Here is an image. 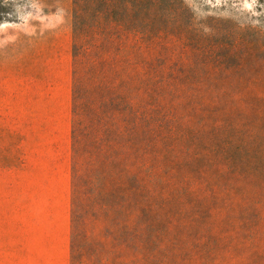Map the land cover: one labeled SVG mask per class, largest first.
Instances as JSON below:
<instances>
[{"label": "trees", "instance_id": "trees-1", "mask_svg": "<svg viewBox=\"0 0 264 264\" xmlns=\"http://www.w3.org/2000/svg\"><path fill=\"white\" fill-rule=\"evenodd\" d=\"M77 13L102 113L71 264H264V70L225 65L251 63L253 28L196 22L181 0H90L84 32Z\"/></svg>", "mask_w": 264, "mask_h": 264}, {"label": "rangeland", "instance_id": "rangeland-1", "mask_svg": "<svg viewBox=\"0 0 264 264\" xmlns=\"http://www.w3.org/2000/svg\"><path fill=\"white\" fill-rule=\"evenodd\" d=\"M1 1L0 264H71L73 199L81 206L90 203V122L95 109L97 114L101 112L96 108L99 104L91 105L93 50L86 44L90 35L84 33L80 38L74 32V8L82 32L90 25V0ZM181 1L196 22L229 30L238 25L252 27L247 32V40L253 42L251 54H247L251 63L242 64L235 56L225 65L243 71L264 70V0ZM49 19L68 22L71 33L70 179L68 201L62 204L49 197L43 180L44 164L29 107L30 76L25 71L29 63L26 47L49 29ZM115 31L111 32L115 38L126 36ZM161 41L167 40L163 37ZM160 49L156 46L151 53L155 56ZM84 227L88 228L87 224Z\"/></svg>", "mask_w": 264, "mask_h": 264}, {"label": "crops", "instance_id": "crops-1", "mask_svg": "<svg viewBox=\"0 0 264 264\" xmlns=\"http://www.w3.org/2000/svg\"><path fill=\"white\" fill-rule=\"evenodd\" d=\"M34 43L26 47L30 76L29 107L37 132L43 180L55 203L68 201L71 127L72 66L71 33L68 22L51 20Z\"/></svg>", "mask_w": 264, "mask_h": 264}]
</instances>
